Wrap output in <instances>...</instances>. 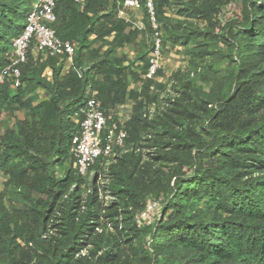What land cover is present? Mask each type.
I'll return each mask as SVG.
<instances>
[{"label":"trees","instance_id":"16d2710c","mask_svg":"<svg viewBox=\"0 0 264 264\" xmlns=\"http://www.w3.org/2000/svg\"><path fill=\"white\" fill-rule=\"evenodd\" d=\"M33 1L0 0V69L8 63L12 42L22 32ZM117 1L120 0L112 1V12L105 13L110 0H88L84 7L73 0H60L53 27L62 40L78 44L72 67L63 74L65 61L60 57L34 61L30 55L22 67V85L15 90L9 85L0 87V117L6 113L15 121V126L5 127L3 133L0 128V173L9 178L10 184L16 182L46 195V200H31L20 217L0 205L3 264H31L34 255L28 244L46 233L51 208L72 184L78 191L88 179L72 167L58 177V169L72 155V138L78 128L72 116L93 92L108 110H116L131 100L134 113L126 126L125 144L134 146L140 137V118L153 102L154 81H143L141 73L135 71V62L116 56L117 50L130 45L140 32L128 30L130 25L116 17ZM139 1L145 24L153 33L146 0ZM246 2L250 24L221 25L222 37L230 35L242 59L235 69V89L220 99L212 113L201 117L209 127L211 141L201 145L189 162L191 176L183 171L182 161L175 187L161 199L159 218L143 229L134 218L145 208L150 194L142 193L145 182L140 180L138 188L127 179L122 187H116L117 195L124 193L128 197L122 203L128 214L124 242L128 246H121L122 242L115 238L96 261V253H92L91 257L81 258L80 264H264V0ZM168 4L169 0H153L161 33ZM212 8L215 14L209 17L219 12L216 4ZM91 35H96L102 46H108L102 54L103 47L91 49ZM113 35L111 41L105 40ZM85 63L90 64L86 67ZM46 68L52 70L51 80L43 76ZM147 68L148 59L144 72ZM132 82L141 86L133 89ZM38 87L45 90L46 100L35 105L31 95ZM18 113H24V118H17ZM175 136L182 142L187 138ZM160 154L161 158L168 157ZM72 163L74 167L73 157ZM99 167L96 164L92 171ZM149 178L151 192L159 198L163 184L160 170L149 169ZM3 195L0 192V203ZM89 206L90 215L82 222L76 221L72 210L68 211L64 232L45 254L47 262L35 264H72L78 246L84 244L81 239L88 240L86 235L91 238L90 226L99 224L101 204L92 198ZM141 234L149 235L151 240L145 247L140 246L139 260L138 246L131 241ZM96 241L92 245H98Z\"/></svg>","mask_w":264,"mask_h":264},{"label":"rangeland","instance_id":"374dc122","mask_svg":"<svg viewBox=\"0 0 264 264\" xmlns=\"http://www.w3.org/2000/svg\"><path fill=\"white\" fill-rule=\"evenodd\" d=\"M212 4H216L219 12L217 16L209 17L210 14H215ZM248 9L246 0L221 2L169 0L164 30L161 33L165 52L164 69L156 79H153L151 93L154 99L141 115V132L138 141L134 146L125 144L114 157L107 160L98 170H94L78 191H75L76 185L72 184L61 195L47 215L46 233L37 236L34 240L31 239L29 244L26 243L25 247L29 246L34 255L31 264L47 262L45 256L47 250L66 228L65 221L70 204L74 203V208L71 210L75 213L76 221L82 222L90 215L92 207L89 203L92 198L101 204L100 218L97 221L99 224L90 226V229L93 228L90 232L93 235L91 238L90 235H86L84 237L88 240L81 239L84 244L78 246L79 250L72 264H80L81 258L91 257L92 253H96L93 258L96 261L106 247L113 245L115 238L122 242L121 246L127 247L128 243L124 242L128 234L125 229L129 224L125 219L128 214L124 212L122 203L126 202L128 197L124 193L121 195L115 193V188L122 187L127 179L138 188L140 180L144 181L146 190L142 189V193H150L146 196L145 208L138 211L134 221L141 229L155 223L163 206L161 199L175 187L178 181L177 172L182 161L185 162L183 171H188L187 175L191 176L189 162L198 153L201 145L211 141L209 127L201 117L212 113L220 99L235 89L237 73L235 69L238 67V61L242 59V53L234 47L230 35L226 38L222 37L221 25L228 22L238 26L250 24ZM152 39L153 33L152 36L149 35V43L146 46L138 44L135 49L130 50V47H127L124 50L128 52L127 56H131L129 61L135 62V71L141 73L143 81L146 80L145 60L150 53ZM76 49L78 44L75 46L72 61ZM141 50H143L142 55L136 56ZM135 56L146 58L137 60ZM85 64L84 66L87 67L90 63ZM140 86V83H131L133 89ZM116 112L127 126L134 113L133 105H122ZM18 117L24 118V113H19ZM0 120L1 133L5 127L15 126V121L6 113H2ZM175 134L186 136V141H180ZM160 153L168 154V157L161 158ZM72 157L70 155L64 165L58 169V177H62L70 167L74 170ZM149 169H159L161 172L163 184L159 198L151 192L153 186L149 178ZM73 173L75 174V171ZM0 192L4 194L0 205L18 217L23 214L27 205L32 204L31 200L40 197L46 200V195L42 192H32L16 182L10 184L9 178L2 173H0ZM91 223L96 221L92 220ZM95 239L98 245L94 246L92 243ZM150 240L149 235L141 234L131 241L133 245L138 246L139 260H142L140 246L145 247L146 241ZM98 247H101L99 251ZM0 264H3L1 255Z\"/></svg>","mask_w":264,"mask_h":264},{"label":"built area","instance_id":"2783aa9c","mask_svg":"<svg viewBox=\"0 0 264 264\" xmlns=\"http://www.w3.org/2000/svg\"><path fill=\"white\" fill-rule=\"evenodd\" d=\"M60 0H35L31 12L26 18L24 28L12 42V50L8 55V63L0 69V87L12 85L19 88L22 85V67L30 55L47 59L49 57L68 58L72 60L75 45L68 40H62L53 24ZM84 7L88 0H73ZM112 1V0H110ZM119 15H125V10L141 8L139 0H120L117 2ZM146 8L153 30V39L148 55V68L144 78L156 79L164 69V44L160 24L156 18L153 0H146ZM134 29L143 31L145 24L130 21ZM93 92L86 103L76 110L72 116L77 130L72 138L71 152L74 158V168L82 177H90L92 168L102 166L114 157L125 145L128 131L122 118L116 110L103 107L101 100Z\"/></svg>","mask_w":264,"mask_h":264},{"label":"crops","instance_id":"0c3cea01","mask_svg":"<svg viewBox=\"0 0 264 264\" xmlns=\"http://www.w3.org/2000/svg\"><path fill=\"white\" fill-rule=\"evenodd\" d=\"M113 1V0H112ZM110 1V4L108 6V8L105 10V13H109V12H112L113 8H112V4L113 2ZM118 2V1H117ZM116 17L117 18H120V19H123L126 23H128V25H130V27H128V30H131L133 29V26L130 24L129 20L130 21H134V22H143L144 24L146 23L145 21V15H144V11L139 8V9H133V10H125V15L123 16H120L119 15V7L116 3ZM134 15V16H133ZM132 26V27H131ZM149 35L152 36V33L150 32V29L149 27L145 24V29L143 31H138V34L136 35L135 39L132 41V43L130 45H126L125 47L123 48H120L117 50V53H116V56L117 57H122V56H125L128 60H131L129 58H131V56H127L128 52L127 51H124L127 47L129 48L130 47V50L133 48L135 49V46H138V44H141V45H145L147 43H149ZM114 35L113 36H110V37H106L105 40H109L111 41L113 39ZM88 41L89 42H92V45H91V49L94 47V49H99L100 47H103L102 50H101V53L102 54L104 51L107 50L108 46H102V41L101 40H98L96 39V35H91L89 38H88ZM74 45L76 46V43L74 42ZM93 46V47H92ZM146 49V48H145ZM128 50V51H130ZM143 52V50L137 52L136 56H140L142 55L141 53ZM135 56V59L138 60L139 57H136ZM33 60H42V58L40 57H35L33 56L32 57ZM61 60H64L65 61V64H64V70H63V74H66L69 69L72 67L73 65V61L72 60H69L68 58H61ZM42 62V61H41ZM139 63V62H138ZM43 76L48 79V80H51L52 79V70L50 68H46L44 73H43ZM98 79H101V78H98ZM11 87V89L15 90L16 88L13 87L12 85H9ZM137 88V87H136ZM34 100V103L35 105L41 101H44L46 100V95H45V90H43L42 88L38 87L36 88V90L32 93L31 95ZM122 105H133V102L131 100H127L125 104H122ZM120 105V106H122ZM120 106H118L117 108H119ZM116 108V110H117ZM19 114V113H18ZM18 114H17V118L21 119V117H18ZM23 119V118H22ZM14 121V120H13ZM4 132V131H3Z\"/></svg>","mask_w":264,"mask_h":264}]
</instances>
